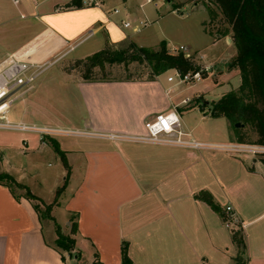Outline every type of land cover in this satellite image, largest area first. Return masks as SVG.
<instances>
[{
    "label": "crops",
    "instance_id": "1",
    "mask_svg": "<svg viewBox=\"0 0 264 264\" xmlns=\"http://www.w3.org/2000/svg\"><path fill=\"white\" fill-rule=\"evenodd\" d=\"M71 1L0 0V63L11 54L25 61L49 60L44 71L56 67L60 87L50 93L49 84H44L42 92L25 97L32 86L20 97L21 113L10 118L94 133L40 136L34 143L22 140V144L0 140V145L23 154L53 151L60 161L51 195L45 198L25 182L21 165L13 164L10 156L0 157V173L28 187L38 198H26L12 185L0 183V264H64L62 254L69 264H121L122 242H127L134 264H235L236 247L231 239L235 229L244 234L246 264H264V165L258 159L209 148L95 136L140 135L145 133L147 120L176 110L181 127L193 139L236 141L229 130L227 139L217 141L196 133V124L185 119V113L196 108L189 105L192 97L186 93L190 86L168 81L170 75L164 78L174 69L153 77L97 80L84 79L72 67L66 69L67 60L82 59L108 45L134 42L143 46L133 40L136 28L127 31L131 25H123L129 21L117 16L118 9L104 8L106 0H99L98 6L66 7ZM148 17L145 20L163 18ZM91 38L88 50L72 56ZM225 40L230 43L229 38ZM165 41L167 47L176 48ZM203 59L196 61L200 65ZM197 109L203 114L201 119L209 115ZM48 137L65 152L67 166ZM64 184L54 203L57 189ZM202 190L212 195L223 216L195 198ZM35 203L40 207L52 204L50 215L64 234L70 233L71 214H77V231L72 236L78 257L69 258L55 246L54 222L42 218ZM226 205L232 206L237 219L230 227L223 221L228 217Z\"/></svg>",
    "mask_w": 264,
    "mask_h": 264
},
{
    "label": "rangeland",
    "instance_id": "2",
    "mask_svg": "<svg viewBox=\"0 0 264 264\" xmlns=\"http://www.w3.org/2000/svg\"><path fill=\"white\" fill-rule=\"evenodd\" d=\"M173 1L178 2V0ZM179 1H181L179 8L174 9V11H172L173 6L166 0H127V3H124L123 0H106L104 8L107 11H113L114 8L120 11L117 16L124 17L131 25L127 31L132 33L133 28H136L135 33H133V40L138 44L155 49L158 47L159 42L164 39L171 46H185L188 52L192 53L195 61L199 55L204 56L200 65L204 64V62L210 63L214 66L212 72L204 73V78L200 81L180 84L181 87L190 86L186 93L192 97L189 105L196 107L190 112L185 113V119H188L191 124H196V133L207 140L217 141L227 139L229 130L230 136L238 141L234 130L226 118L206 115L201 119L203 114L197 109H200V102L208 101L207 104L209 105L216 101L223 93L238 88L240 83L239 72L237 69H230L228 66L236 54L232 39L230 36L216 37L208 32L211 29L214 31L220 24L208 22L207 9L200 0ZM195 2L197 4H194ZM145 15H149L148 18H156L158 15L163 16V18L158 21L145 20ZM141 19L142 23H140ZM144 21L145 23H143ZM225 38H229L230 43L226 42ZM93 39L91 38V40H88L83 45H79L72 53V56H79L88 50L90 48L89 44ZM122 46L125 45H116V47ZM168 49L170 52L176 53L174 47H168ZM196 63L199 64L197 61ZM64 65L66 69L70 67L76 69L81 75L84 72V67L81 63L79 64V59L67 60L64 62ZM56 69V67H52L39 75L33 82V90L30 94H26L25 97L42 92L44 84H49L47 88L48 91L50 90V93H54L59 89ZM93 73L96 78L142 77L149 76V69L144 63L135 61L128 64L105 65L102 69L94 68ZM168 75L174 78L172 83L177 81L174 71L165 73L164 78L166 79ZM198 100L202 101L199 102ZM19 103L20 98L13 102V106L9 110V119H11L10 116L13 114L18 116L21 113ZM11 121L13 120L11 119ZM240 127L242 128L240 134L243 136V139L239 142L261 144L258 142L257 133L250 125L241 124ZM39 138L40 135L36 132L0 129V140L3 143L9 140L21 144L22 140L34 143ZM19 152L16 148L13 150V148L4 146V144L0 145V157L2 155L10 156L13 164L21 165L24 170L25 182L31 184L35 192L47 198L51 195V187L57 180V170L60 165L57 154L53 151L37 155ZM254 157L260 161L263 156L255 155ZM59 182L61 183V181ZM13 187L17 193L24 194L25 191L22 188ZM61 192L58 196H60ZM58 196L54 199V203L57 201Z\"/></svg>",
    "mask_w": 264,
    "mask_h": 264
},
{
    "label": "trees",
    "instance_id": "3",
    "mask_svg": "<svg viewBox=\"0 0 264 264\" xmlns=\"http://www.w3.org/2000/svg\"><path fill=\"white\" fill-rule=\"evenodd\" d=\"M173 2V0H167ZM206 7L209 21L217 22L220 25L213 31H208L211 35L218 37L230 36L236 49L235 56L228 66L230 69H237L240 83L237 89L223 93L216 101L205 104L198 100L200 110L212 117L226 118L231 128L234 130L238 141L243 139L240 134L242 128L235 127V123L250 125L258 135V142L264 144V0H200ZM81 6V0H72L66 5ZM173 10L179 8L177 3H173ZM206 25V24H205ZM205 29H207L205 27ZM208 30V29H207ZM213 33V34H212ZM120 45L122 47L106 46L86 57L79 59L84 67L82 77L86 80H97L94 68H104L105 65L128 64L131 62L144 63L149 69V77L159 75L170 69L179 70L185 73L189 70L199 68V64L194 60V56L186 57L181 51L170 52L166 41H160L156 49L138 46L134 42H127ZM53 149L60 156L63 164L67 166L65 152L60 149L58 142L48 137ZM264 165V157L260 160ZM5 182L12 186L25 190L24 196L32 200H38L28 187L16 182L11 176L0 173V183ZM65 184L56 191V196L64 189ZM196 199L206 202L215 212L221 213L220 206L214 202L212 195L208 191H199L195 195ZM36 210L42 218L53 220L56 232L55 246L60 252H66L69 258L78 257L79 252L75 249V239L72 234L77 231V214H71L69 218L70 233L64 234L60 225L50 215L52 204H34ZM43 208V209H42ZM229 218L224 216L223 221ZM231 239L236 247V255L233 257L235 264H246L245 239L241 229L232 230ZM62 260L65 262L64 255ZM121 264H134L128 255V244H121Z\"/></svg>",
    "mask_w": 264,
    "mask_h": 264
},
{
    "label": "built area",
    "instance_id": "4",
    "mask_svg": "<svg viewBox=\"0 0 264 264\" xmlns=\"http://www.w3.org/2000/svg\"><path fill=\"white\" fill-rule=\"evenodd\" d=\"M152 1V0H147ZM99 0H81V5L98 6ZM117 12V10H114ZM125 27L130 25L129 22H123ZM176 52H183L186 57L193 56L188 52L185 46L180 45L174 48ZM198 59H203L199 55ZM51 64V61L32 62L19 59L11 54L0 63V129L16 130L23 132H36L42 138L46 136L59 135H93L86 131H76L60 127L36 126L23 122H14L9 119V110L13 102L22 97L29 91L35 79ZM213 65H199L195 70H189L185 73L174 69L177 81L175 84L194 83L204 78V73H211ZM174 78L168 76V81H173ZM184 103L189 102L183 100ZM145 133L140 135H123L114 133H97L95 136L108 139H127L139 142H148L163 145H172L186 148H209L219 150L227 154L236 155H261L264 157V144H248L239 141H229L225 143H202L192 137L183 130L180 124V116L176 110H170L166 113L157 114L150 120L144 123ZM225 211L228 214V220L225 222L227 227L237 224V219L233 214L231 205L225 206Z\"/></svg>",
    "mask_w": 264,
    "mask_h": 264
},
{
    "label": "water",
    "instance_id": "5",
    "mask_svg": "<svg viewBox=\"0 0 264 264\" xmlns=\"http://www.w3.org/2000/svg\"><path fill=\"white\" fill-rule=\"evenodd\" d=\"M203 103L207 104L208 101H203ZM234 125H235V127H239V126H241V124H240L239 122H236Z\"/></svg>",
    "mask_w": 264,
    "mask_h": 264
}]
</instances>
